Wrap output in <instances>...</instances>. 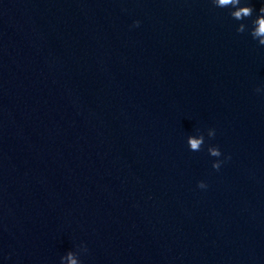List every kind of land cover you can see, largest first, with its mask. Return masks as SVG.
Returning <instances> with one entry per match:
<instances>
[{
  "label": "water",
  "instance_id": "water-1",
  "mask_svg": "<svg viewBox=\"0 0 264 264\" xmlns=\"http://www.w3.org/2000/svg\"><path fill=\"white\" fill-rule=\"evenodd\" d=\"M262 7L0 0V264H264Z\"/></svg>",
  "mask_w": 264,
  "mask_h": 264
},
{
  "label": "clouds",
  "instance_id": "clouds-1",
  "mask_svg": "<svg viewBox=\"0 0 264 264\" xmlns=\"http://www.w3.org/2000/svg\"><path fill=\"white\" fill-rule=\"evenodd\" d=\"M238 3V0H218V4L220 6H226L229 4H235ZM251 8L248 7H244V8H240L238 11L234 12L233 15L235 18L237 19H241L242 17H246L249 16L251 14ZM261 13H264V7H262L260 9ZM137 24L139 23L138 21L136 22ZM257 23V28L255 30V32L253 33L254 36H262L264 37V17H261L260 19H258ZM242 30V28H241ZM261 43H264V40L261 41ZM191 147L193 149H198L200 146L201 141L200 140H191ZM213 155H219L220 153L213 150L212 152ZM215 168H219V165H214ZM200 187H205V185L201 184ZM72 264H75V262L73 261Z\"/></svg>",
  "mask_w": 264,
  "mask_h": 264
}]
</instances>
